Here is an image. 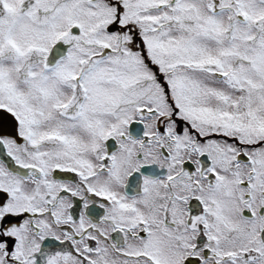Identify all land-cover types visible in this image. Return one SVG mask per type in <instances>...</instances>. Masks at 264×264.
<instances>
[{"label": "snow or ice", "instance_id": "1", "mask_svg": "<svg viewBox=\"0 0 264 264\" xmlns=\"http://www.w3.org/2000/svg\"><path fill=\"white\" fill-rule=\"evenodd\" d=\"M0 264H264V0H0Z\"/></svg>", "mask_w": 264, "mask_h": 264}]
</instances>
